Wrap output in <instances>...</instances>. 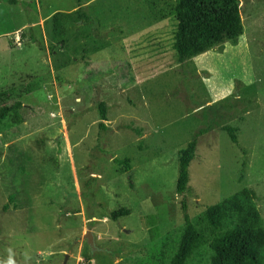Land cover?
<instances>
[{"label":"rangeland","instance_id":"374dc122","mask_svg":"<svg viewBox=\"0 0 264 264\" xmlns=\"http://www.w3.org/2000/svg\"><path fill=\"white\" fill-rule=\"evenodd\" d=\"M235 2L240 34L189 56L162 0H0V100L23 119L0 124V264H169L192 137L189 220L247 188L264 228V0ZM77 4L90 21L58 41L51 16Z\"/></svg>","mask_w":264,"mask_h":264},{"label":"trees","instance_id":"16d2710c","mask_svg":"<svg viewBox=\"0 0 264 264\" xmlns=\"http://www.w3.org/2000/svg\"><path fill=\"white\" fill-rule=\"evenodd\" d=\"M165 13L159 18H171L175 32L189 56L198 55L210 48L240 34L235 0H162ZM71 14L54 13L51 20L52 32L61 41L69 27L88 23L90 18L80 9ZM21 104L13 101L2 104L0 100V124L9 117L13 124L23 121ZM99 119H105V106L97 105ZM102 127L101 124H99ZM231 143L236 145V128L223 126ZM196 138L192 137L176 153V180L174 193L179 199L183 228L169 264H185L201 246L210 250L209 264H264V228L257 208L255 194L243 188L220 202L206 207L199 216L190 221L186 214L183 194L188 191L187 167L193 159ZM113 163L127 173L130 179L128 158L113 159ZM128 214L119 208L109 213V219L116 221Z\"/></svg>","mask_w":264,"mask_h":264},{"label":"water","instance_id":"95a60500","mask_svg":"<svg viewBox=\"0 0 264 264\" xmlns=\"http://www.w3.org/2000/svg\"><path fill=\"white\" fill-rule=\"evenodd\" d=\"M85 238H86L87 244L89 246H92V241H91L92 238L89 232H86Z\"/></svg>","mask_w":264,"mask_h":264}]
</instances>
